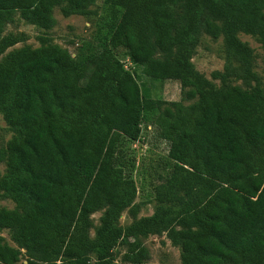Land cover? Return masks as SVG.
I'll return each instance as SVG.
<instances>
[{"label":"trees","instance_id":"16d2710c","mask_svg":"<svg viewBox=\"0 0 264 264\" xmlns=\"http://www.w3.org/2000/svg\"><path fill=\"white\" fill-rule=\"evenodd\" d=\"M93 2L0 0V35L16 13L50 30L54 8L65 5V17L90 15ZM104 3L108 21L87 80L83 64L55 45L21 48L0 63V112L20 132L0 149L7 166L0 191L15 205L0 208V228L12 231L26 264H112L120 243L128 263L144 264L148 250L138 238L150 233H166L181 264H264V96L259 88L215 90L191 62L204 13L224 21L228 49L247 53L235 33L264 35V0ZM206 28L217 35L209 21ZM16 43L2 38L0 54ZM120 48L147 79L177 81L197 99L172 102L152 124L172 168L153 189L154 214L127 228L116 225L121 213L138 210L123 151L141 138L156 103L116 56ZM106 151L117 158L102 166ZM104 207L92 240L90 216ZM20 253L0 237V264H16Z\"/></svg>","mask_w":264,"mask_h":264},{"label":"rangeland","instance_id":"374dc122","mask_svg":"<svg viewBox=\"0 0 264 264\" xmlns=\"http://www.w3.org/2000/svg\"><path fill=\"white\" fill-rule=\"evenodd\" d=\"M54 8L53 16L56 25L50 30H44L37 25L30 24L21 18L19 13L14 15L13 21L6 25L0 35V41L7 36H13L17 43L7 48L0 54V63L5 61L7 55L21 48H39L46 45H55L65 49L75 63L83 64L81 80L88 78L93 65L88 59L99 48L102 33L107 23L106 4L104 0H94L88 10L90 15L75 14L65 17L62 7ZM176 15L181 18L180 5L174 7ZM209 21L217 28V35L213 36L207 31L206 24ZM197 46L192 50L191 62L195 70L208 80L215 90L230 89L237 87L246 92H253L256 88L261 90L264 96V35L250 31L239 30L235 33L236 40L243 45L247 53L228 49V36L224 31V21L212 19L204 13L200 19L199 32L195 37ZM118 59L123 63L126 70L133 73L142 93L150 96L156 103V107L150 112L147 120L143 119L146 127L142 125L141 138L130 144H126L123 151V162L126 163V173L132 178L136 186V196L133 204L137 206V215L133 216L129 209H125L116 225L127 228L141 218L150 217L156 209L153 197L155 186L166 182L172 168V161L167 156L166 142L156 137L154 122L165 108L170 107L172 102H180L188 106L197 101L190 99L187 93L190 88H182L177 81L151 80L144 77L141 68L132 64L126 56L123 48L115 52ZM158 57H161L157 53ZM153 124V125H152ZM20 135L19 130L10 127L0 112V149L13 138ZM117 153L106 151L102 157L101 165L109 166L114 163ZM7 176L6 162H0V179ZM0 208L12 210L14 203L0 191ZM106 207L90 216L91 228L89 237L96 240L97 232L101 227V218ZM0 237L3 243L18 249L21 253L16 264H26L29 256L24 249L13 239L11 230L0 228ZM138 240L147 248L148 259L144 264H181L180 248L174 245L166 233H150L140 236ZM128 246L120 243L115 246L111 253L112 264H130L125 259ZM90 258L94 259V255Z\"/></svg>","mask_w":264,"mask_h":264}]
</instances>
